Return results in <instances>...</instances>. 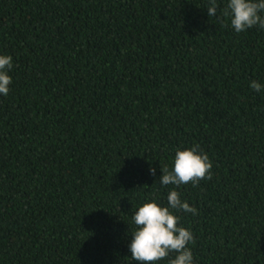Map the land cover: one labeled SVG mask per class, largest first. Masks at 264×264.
<instances>
[{"label": "trees", "instance_id": "1", "mask_svg": "<svg viewBox=\"0 0 264 264\" xmlns=\"http://www.w3.org/2000/svg\"><path fill=\"white\" fill-rule=\"evenodd\" d=\"M209 2L0 0V264H139L134 211L173 189L194 264H264V29ZM195 145L212 178L161 185Z\"/></svg>", "mask_w": 264, "mask_h": 264}, {"label": "clouds", "instance_id": "2", "mask_svg": "<svg viewBox=\"0 0 264 264\" xmlns=\"http://www.w3.org/2000/svg\"><path fill=\"white\" fill-rule=\"evenodd\" d=\"M217 0H210L207 8L210 17L217 14ZM223 16L230 18L232 28L242 33L253 27L264 29V0H229L223 9ZM13 67L10 55H0V94L5 96L10 91L12 77L9 70ZM250 87L256 92L262 91V86L253 80ZM213 163L206 152L200 150L199 145L176 150L171 169L161 165L163 175L159 178L161 185H175L191 183L198 186L201 180L212 178ZM150 172L155 175L153 167ZM168 206H161L155 200L144 202L134 211L133 237L130 243L131 259L139 264H157L171 253L175 257L169 264H194L193 253L188 244L194 241L190 229L178 226L179 217L172 210L197 214V209L181 199L175 189L167 196Z\"/></svg>", "mask_w": 264, "mask_h": 264}]
</instances>
